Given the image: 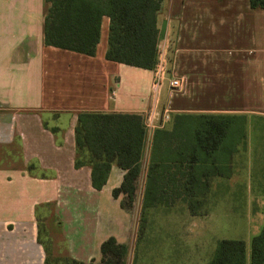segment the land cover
Wrapping results in <instances>:
<instances>
[{"label": "crops", "instance_id": "crops-1", "mask_svg": "<svg viewBox=\"0 0 264 264\" xmlns=\"http://www.w3.org/2000/svg\"><path fill=\"white\" fill-rule=\"evenodd\" d=\"M161 1L158 62L153 70H144L106 59L107 16L101 20L95 55L87 56L46 44L45 19L51 6L47 0H0V264L45 261L37 236L40 205L87 199L108 213L100 197L105 196L107 204L110 199L116 202L112 191L125 174L117 165L101 191L92 187L87 162L75 168L80 113L143 115L150 142L154 131L171 128L179 113L245 115L248 152L253 150L254 121L264 118V10L252 9L249 0ZM163 23L166 31L161 39ZM160 62L165 73L158 81ZM173 79L183 81L181 90L171 89ZM231 103L237 107L228 106ZM260 144L261 148L255 147L261 152L264 172V144ZM146 173L142 169L138 182L145 184ZM229 180L215 179L208 197L221 199L227 194L223 182ZM138 193L143 197L137 186ZM259 198L264 199V193ZM116 208L110 225L98 224L91 211H79L72 230L59 223L67 244L76 237L73 258L85 263L101 256L103 242L114 237L128 248L125 264H134L139 227L127 219L130 215L119 203ZM213 218L211 210L209 219ZM259 221L258 217L252 226L232 228L233 236L217 228L207 230L209 240L191 224L188 263L210 264L218 241L242 240L246 264H251L252 239L264 231V222ZM176 236L177 232L172 235ZM161 244L143 239L141 264L153 259L160 264L183 263L175 245Z\"/></svg>", "mask_w": 264, "mask_h": 264}, {"label": "trees", "instance_id": "trees-1", "mask_svg": "<svg viewBox=\"0 0 264 264\" xmlns=\"http://www.w3.org/2000/svg\"><path fill=\"white\" fill-rule=\"evenodd\" d=\"M45 19L48 46L94 56L103 16L110 19L106 59L144 70L158 62L157 14L161 0H47ZM252 9L264 10V0H249ZM247 117L237 114L179 113L171 128L153 133L142 211L183 204L192 217L202 215L215 179L234 174L237 154L247 147ZM145 117L131 113L83 112L75 128V168L91 166L96 191L106 185L112 166L125 172L114 199L123 208L136 196L147 146ZM101 264H125L126 245L114 237L100 248ZM242 240H220L210 264H246ZM62 262V261H61ZM71 264H84L75 260ZM45 264L51 263L49 257ZM251 264H264V231L251 242Z\"/></svg>", "mask_w": 264, "mask_h": 264}, {"label": "rangeland", "instance_id": "rangeland-1", "mask_svg": "<svg viewBox=\"0 0 264 264\" xmlns=\"http://www.w3.org/2000/svg\"><path fill=\"white\" fill-rule=\"evenodd\" d=\"M228 106L236 108L237 104L231 103ZM256 122L258 121H254L253 132L250 139L252 145L250 146L253 150L248 152V138L246 149L241 150L235 158L233 176L229 181L223 182V191L226 190L227 194L221 199L213 196L207 197L202 215L192 218L183 204H177L173 209L169 210L161 207L150 211L148 210L144 213L142 211L143 197H139V193L137 194V192L134 202L126 209L121 205L123 201L122 196L116 199V202L110 199L108 201L109 204H107V198L101 196L100 200L107 206L108 213H104L102 209L99 208L98 204L94 206L87 199H85L86 201L84 199L77 200L76 198H67L61 201L52 200L47 205H40L36 210L38 243L42 246L44 260L49 257L51 263L71 264L69 261L72 260L84 263L73 258V254L77 249L76 237L75 239L70 238L71 245H69V243L67 244L68 240L63 235L59 223L64 222L66 227L70 225L68 230H72V224H75L73 221L77 220L78 212L91 211L89 213L90 217L97 220L98 224L110 225L114 221L113 219H116L114 208H116L118 203L120 208L130 215L127 219H130L132 223L137 224L139 227L137 232V241L139 244L134 264H141L142 262L139 258L141 251L140 246H142V241L145 238L150 241H155V243L161 241L162 246H164V244H169L171 246L175 245L176 249H179L182 255V264H189L188 260L191 247V232L189 227L191 224L198 227L199 234L202 235L203 239L209 240L211 237H207L206 234L211 233L207 230L217 228L219 231H224L223 234L233 236L232 228L238 229V226L242 227L243 225L245 228L249 225L252 226L254 222L258 220V217L260 220L259 223L264 222V215H261L264 213V199L259 198V196L264 193V172L261 169V152L256 148H261L260 143L264 144V118L258 122V127H256ZM150 146L151 142L148 135L145 156L142 162V169L146 171L149 162ZM258 172H261L260 175H257ZM137 186L138 190L143 189L144 191L145 184L142 183L141 179ZM211 210L212 214H214L213 219H209ZM43 217H45V219H42ZM176 232L178 238L176 236V239H174L172 235L176 234ZM101 258L102 257L99 256L84 264H101ZM38 264H45V261L43 263L40 261ZM146 264L160 263L153 259V261ZM165 264L171 263L166 262Z\"/></svg>", "mask_w": 264, "mask_h": 264}, {"label": "built area", "instance_id": "built-area-1", "mask_svg": "<svg viewBox=\"0 0 264 264\" xmlns=\"http://www.w3.org/2000/svg\"><path fill=\"white\" fill-rule=\"evenodd\" d=\"M165 73V67L164 64H162L161 62L158 64L157 66V71H156V78L158 81L163 80V76ZM170 87L173 90H181L183 88V81L181 79H173L170 81ZM115 93L113 92V95Z\"/></svg>", "mask_w": 264, "mask_h": 264}, {"label": "water", "instance_id": "water-1", "mask_svg": "<svg viewBox=\"0 0 264 264\" xmlns=\"http://www.w3.org/2000/svg\"><path fill=\"white\" fill-rule=\"evenodd\" d=\"M165 31H166V23H163L162 28H161V34L160 38L163 39L165 36Z\"/></svg>", "mask_w": 264, "mask_h": 264}]
</instances>
